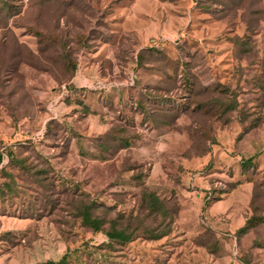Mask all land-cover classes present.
<instances>
[{"label": "rangeland", "instance_id": "374dc122", "mask_svg": "<svg viewBox=\"0 0 264 264\" xmlns=\"http://www.w3.org/2000/svg\"><path fill=\"white\" fill-rule=\"evenodd\" d=\"M0 153V264H264V0H0Z\"/></svg>", "mask_w": 264, "mask_h": 264}, {"label": "trees", "instance_id": "16d2710c", "mask_svg": "<svg viewBox=\"0 0 264 264\" xmlns=\"http://www.w3.org/2000/svg\"><path fill=\"white\" fill-rule=\"evenodd\" d=\"M9 157H10L11 161L9 162V164L7 166L3 167V169H2L5 172H9L10 170H12L14 165H15L14 163H16V162L18 163V160H14L15 156L12 153L9 154ZM2 160H3V154L0 153V164H1ZM65 194H67V192ZM260 194L262 196H264V184L256 186L255 198H258V196H260ZM57 195L60 196V194H57ZM65 196L66 195L61 196L60 200L55 204L57 206L56 207L57 209L59 208V209L63 210L64 205H66L65 200H64ZM144 198L146 200H147V198H150L153 202L159 201V199L157 197H155V195L153 193L145 194ZM84 200H85V198L83 196L78 195V197L75 200V204H73L76 209L71 208L72 211L75 213L80 214V211L81 210L83 211L82 220H81V218H79V216L76 218V220L81 221L86 226L91 227L95 232H100V230H101L100 228H101L102 224L105 223V220L103 221L101 218L95 217L94 215H95V212L97 210H99L101 207L99 205H97L96 203H94L93 201L87 202V199H86V201H84ZM47 205H49V204H47ZM28 217H31V215H29ZM32 218H34V217H32ZM262 223H264V217H252L248 220L246 226L240 230V233L247 232L251 228H255L258 224H262ZM108 237L110 240H120V241H126V240L130 239V237L126 236L124 234V232H118V231H116L115 233H112V234H108Z\"/></svg>", "mask_w": 264, "mask_h": 264}, {"label": "water", "instance_id": "95a60500", "mask_svg": "<svg viewBox=\"0 0 264 264\" xmlns=\"http://www.w3.org/2000/svg\"><path fill=\"white\" fill-rule=\"evenodd\" d=\"M71 87H72V88H73V87L78 88V86H76V85H73V86H71Z\"/></svg>", "mask_w": 264, "mask_h": 264}]
</instances>
